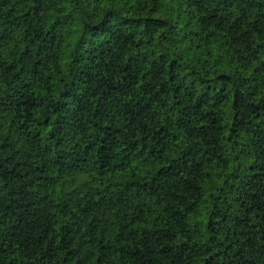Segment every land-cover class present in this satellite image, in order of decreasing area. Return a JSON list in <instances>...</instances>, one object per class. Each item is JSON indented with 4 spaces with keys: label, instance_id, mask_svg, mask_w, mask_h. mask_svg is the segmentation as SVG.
Returning <instances> with one entry per match:
<instances>
[{
    "label": "trees",
    "instance_id": "obj_1",
    "mask_svg": "<svg viewBox=\"0 0 264 264\" xmlns=\"http://www.w3.org/2000/svg\"><path fill=\"white\" fill-rule=\"evenodd\" d=\"M0 264H264V0H0Z\"/></svg>",
    "mask_w": 264,
    "mask_h": 264
}]
</instances>
